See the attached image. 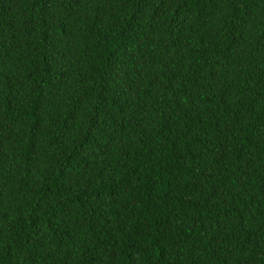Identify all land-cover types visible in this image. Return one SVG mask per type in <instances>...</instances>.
Returning a JSON list of instances; mask_svg holds the SVG:
<instances>
[{
    "label": "trees",
    "instance_id": "obj_1",
    "mask_svg": "<svg viewBox=\"0 0 264 264\" xmlns=\"http://www.w3.org/2000/svg\"><path fill=\"white\" fill-rule=\"evenodd\" d=\"M0 264H264V0H0Z\"/></svg>",
    "mask_w": 264,
    "mask_h": 264
}]
</instances>
